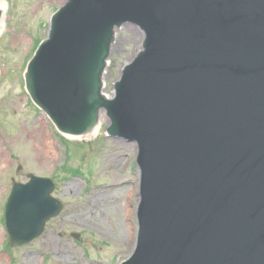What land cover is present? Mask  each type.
<instances>
[{"label":"water","instance_id":"95a60500","mask_svg":"<svg viewBox=\"0 0 264 264\" xmlns=\"http://www.w3.org/2000/svg\"><path fill=\"white\" fill-rule=\"evenodd\" d=\"M126 22L142 48L107 97ZM26 87L63 133L97 130L105 109L107 134L136 141L138 235L121 264H264V0H66ZM28 177L5 206L13 246L63 206L50 178Z\"/></svg>","mask_w":264,"mask_h":264},{"label":"rangeland","instance_id":"374dc122","mask_svg":"<svg viewBox=\"0 0 264 264\" xmlns=\"http://www.w3.org/2000/svg\"><path fill=\"white\" fill-rule=\"evenodd\" d=\"M1 1L0 264H120L133 252L138 235L136 143L108 136L110 121L103 120L99 133L87 139L64 135L53 126L28 95L23 71L48 34L51 14L65 0ZM143 38L133 23L117 27L104 74L108 96ZM28 173L51 178L53 195L63 208L39 237L7 249L4 204L12 178L25 182Z\"/></svg>","mask_w":264,"mask_h":264},{"label":"bare ground","instance_id":"6f19581e","mask_svg":"<svg viewBox=\"0 0 264 264\" xmlns=\"http://www.w3.org/2000/svg\"><path fill=\"white\" fill-rule=\"evenodd\" d=\"M2 2V1H1ZM2 7H4V3L2 2ZM117 29V27H116ZM3 31V26L2 24L0 23V34L2 33ZM115 38V37H114ZM106 70H104L103 72V76H102V81H103V78H104V74H105ZM105 120V121H109L110 119H108V117L105 115V113L103 111L100 112V117H99V121H98V125H97V130H94L92 132H89V133H86V134H82V135H76V136H71V137H75V138H78V139H87V138H91V137H94L96 134L99 133V131L101 130V123L102 121Z\"/></svg>","mask_w":264,"mask_h":264}]
</instances>
